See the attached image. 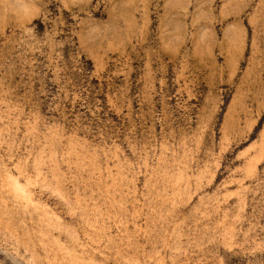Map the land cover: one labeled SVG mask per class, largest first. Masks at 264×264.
Returning a JSON list of instances; mask_svg holds the SVG:
<instances>
[{
	"label": "rangeland",
	"instance_id": "obj_1",
	"mask_svg": "<svg viewBox=\"0 0 264 264\" xmlns=\"http://www.w3.org/2000/svg\"><path fill=\"white\" fill-rule=\"evenodd\" d=\"M0 264H264V0H0Z\"/></svg>",
	"mask_w": 264,
	"mask_h": 264
}]
</instances>
